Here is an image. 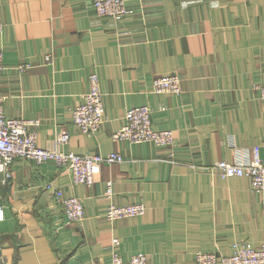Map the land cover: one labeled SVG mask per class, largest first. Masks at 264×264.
<instances>
[{
    "label": "crops",
    "instance_id": "crops-1",
    "mask_svg": "<svg viewBox=\"0 0 264 264\" xmlns=\"http://www.w3.org/2000/svg\"><path fill=\"white\" fill-rule=\"evenodd\" d=\"M91 3L0 0L6 115L37 119L30 128L40 147L124 158L102 164L90 186L52 161L13 160L10 176L0 172V264H109L114 237L124 261L142 251L148 264H195L197 250L223 255L233 243H263L264 195L246 177L206 167L249 163L255 146L264 160V102L253 88L264 83V0H128L120 19L97 16ZM18 64L29 67L19 72ZM89 72L106 116L95 134L79 132L70 115ZM171 72L181 78L179 95L150 89L154 76ZM141 103L155 127L173 130L172 147L111 138L125 110ZM61 128L70 133L64 145ZM53 188L78 196L85 218L64 217ZM137 200L141 216H103L111 203Z\"/></svg>",
    "mask_w": 264,
    "mask_h": 264
},
{
    "label": "built area",
    "instance_id": "built-area-1",
    "mask_svg": "<svg viewBox=\"0 0 264 264\" xmlns=\"http://www.w3.org/2000/svg\"><path fill=\"white\" fill-rule=\"evenodd\" d=\"M92 8L97 16L111 19L126 17L130 12L128 0H92ZM3 21L0 20V32L3 28ZM45 62L51 61V56H45ZM29 66L18 64L15 66L19 72ZM3 66V50L0 49V69ZM89 88L80 95L81 101L70 110L73 125L81 133L95 134L106 122L104 114L103 92L100 87L98 75L89 72L87 76ZM253 88L259 93L264 101V83H253ZM150 89L157 93H170L179 95L181 93V79L177 73H167L153 78ZM4 95L0 89V172L5 177L10 176L9 164L17 159L24 158L36 163L54 162L61 170L69 172L73 183L92 185L95 176L100 172L102 164L119 163L123 155L120 152L111 151L108 153H85L77 154L72 150H54L40 147L36 144V129L30 126L37 125V119L25 117H9L4 110ZM151 107L146 104H135L124 112V121L114 130L111 138L114 141L126 140L130 144L139 142L154 143L158 146L172 145L174 133L172 129L158 128L151 121ZM70 133L61 128L56 134V141L59 144H66ZM211 173L219 177L228 178L242 176L249 180L253 191L264 194V160L258 154V147L253 149L252 159L249 163L231 162L220 159L206 167ZM104 194L107 198L113 194L112 182L106 180ZM52 188V184L45 183V189ZM53 199L61 205L63 216L70 220H83L84 206L82 200L72 194H65L59 188H53ZM145 205L142 201L124 202L120 204L111 203L107 206L103 216L114 222L124 217H137L145 212ZM4 217V202L0 199V221ZM230 253L219 255L214 251L197 250L194 254L196 264H264V243L257 246L250 242L241 241L233 243ZM118 238L110 240L109 264H148L146 253L138 251L132 254L127 261L120 255Z\"/></svg>",
    "mask_w": 264,
    "mask_h": 264
},
{
    "label": "rangeland",
    "instance_id": "rangeland-1",
    "mask_svg": "<svg viewBox=\"0 0 264 264\" xmlns=\"http://www.w3.org/2000/svg\"><path fill=\"white\" fill-rule=\"evenodd\" d=\"M160 75H165V74H160ZM178 75V74H177ZM156 76H159V75H156ZM156 76H154V77H156ZM153 77V78H154ZM153 78H152V81H151V83H150V86H152V82H153ZM180 78V77H179ZM181 79V78H180ZM264 102V101H263ZM141 104H143V103H141ZM128 109V108H127ZM151 121H152V119H151ZM152 124H153V122H152ZM154 144V143H153ZM173 144H174V142H173ZM172 144V145H173ZM172 145H169V147H172ZM165 147H167V146H165ZM168 147V148H169ZM85 153H89V152H85ZM264 195V194H263ZM63 214V213H62ZM71 221H77V220H71ZM264 243V242H263ZM194 262H195V260H194ZM195 264H196V262H195Z\"/></svg>",
    "mask_w": 264,
    "mask_h": 264
}]
</instances>
